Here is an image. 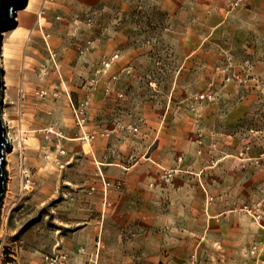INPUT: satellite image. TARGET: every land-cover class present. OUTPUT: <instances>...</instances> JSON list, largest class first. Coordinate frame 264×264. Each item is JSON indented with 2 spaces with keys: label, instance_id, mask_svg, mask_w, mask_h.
<instances>
[{
  "label": "rangeland",
  "instance_id": "rangeland-1",
  "mask_svg": "<svg viewBox=\"0 0 264 264\" xmlns=\"http://www.w3.org/2000/svg\"><path fill=\"white\" fill-rule=\"evenodd\" d=\"M29 1L0 264H264V0Z\"/></svg>",
  "mask_w": 264,
  "mask_h": 264
},
{
  "label": "water",
  "instance_id": "water-1",
  "mask_svg": "<svg viewBox=\"0 0 264 264\" xmlns=\"http://www.w3.org/2000/svg\"><path fill=\"white\" fill-rule=\"evenodd\" d=\"M26 0H0V48L2 36L1 33L7 30L11 24L14 13L24 6ZM2 81L3 70L0 67V213L3 198L6 191L7 172L5 171V154L11 151V145L8 140L6 126L3 122V100H2Z\"/></svg>",
  "mask_w": 264,
  "mask_h": 264
},
{
  "label": "bare ground",
  "instance_id": "bare-ground-1",
  "mask_svg": "<svg viewBox=\"0 0 264 264\" xmlns=\"http://www.w3.org/2000/svg\"><path fill=\"white\" fill-rule=\"evenodd\" d=\"M30 6H31V2H30L29 0H28V1L26 0V1H25V4H24L23 7H24L25 9H28ZM23 7H21V8H23ZM21 8H20V9H21ZM15 16H16V17H15ZM38 16H39V14H38ZM17 22H19V18H18L17 13L15 12L14 15H13V19H12V22H11L10 25H12V24L14 25V24L17 23ZM1 36H2V35H1ZM4 36H6V35H4ZM1 49H2V50H1ZM3 56H4L3 48H0V67H1L2 69H4V66H3V64H2V63H4ZM2 88H3V89H2V91H1V95H2V100H3L4 94H5L6 89H7V83L5 82L4 79H3V81H2ZM2 118H3V122H4L5 126H6L7 136H8V140H9V142H10L11 150H12L13 147H14V145H13V140H12V138H11V136H10L9 131H8V125H7V121L5 120V115H4V114L2 115ZM47 131H48V132H52L50 129H48ZM84 150H85L86 153L89 152V148H88V145H87V144L84 145ZM96 164H97V165H101V163L98 162V161H96Z\"/></svg>",
  "mask_w": 264,
  "mask_h": 264
},
{
  "label": "crops",
  "instance_id": "crops-1",
  "mask_svg": "<svg viewBox=\"0 0 264 264\" xmlns=\"http://www.w3.org/2000/svg\"><path fill=\"white\" fill-rule=\"evenodd\" d=\"M263 1V0H262ZM175 89V84L173 85V87H172V89H171V94H172V91ZM173 100H175L177 103H182V99H177V98H175V97H173ZM181 108V107H180ZM176 113H177V111L174 113V115L173 116H171L170 118H169V120L171 121V122H174L176 119H175V117H176ZM164 119V118H163ZM162 119V120H163ZM173 129V127H172V125H170L169 126V128H168V130H167V132L169 131V132H171V130ZM89 153H91L94 157H95V152H93V150H90L89 151ZM96 159H95V164H96ZM98 162H99V160H98ZM101 163V162H100ZM97 165V164H96ZM105 166H108V167H110L111 165L109 164H104V163H101V165H97V168L100 170V167H105Z\"/></svg>",
  "mask_w": 264,
  "mask_h": 264
},
{
  "label": "built area",
  "instance_id": "built-area-1",
  "mask_svg": "<svg viewBox=\"0 0 264 264\" xmlns=\"http://www.w3.org/2000/svg\"><path fill=\"white\" fill-rule=\"evenodd\" d=\"M41 16V13L39 14V18ZM117 56H115L114 58L113 57H110V58H106V57H103V60H102V65L104 66V68H109L112 60L116 59Z\"/></svg>",
  "mask_w": 264,
  "mask_h": 264
}]
</instances>
